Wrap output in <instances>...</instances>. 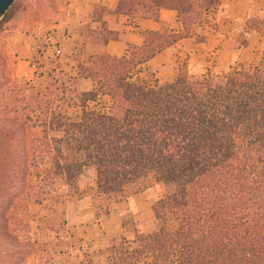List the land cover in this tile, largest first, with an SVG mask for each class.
<instances>
[{
  "label": "trees",
  "instance_id": "obj_1",
  "mask_svg": "<svg viewBox=\"0 0 264 264\" xmlns=\"http://www.w3.org/2000/svg\"><path fill=\"white\" fill-rule=\"evenodd\" d=\"M223 2L118 0V15L142 9L158 22L162 10H173L181 27L142 31L140 43L127 44L121 56H90L79 64L78 79L90 80L92 89L63 87V102L80 112L45 118L39 137L31 126L16 130L30 140L28 174L46 166L74 186L92 172L103 194H119L147 176L171 189L153 205L160 227L143 233L125 221L134 238L112 243L103 264H264V47L256 65L219 82L193 80L185 69L167 84L144 75ZM98 9L93 19L101 22L107 11ZM101 25L104 44L118 40ZM250 31L264 34V9L248 15L235 39L239 49L249 46Z\"/></svg>",
  "mask_w": 264,
  "mask_h": 264
},
{
  "label": "rangeland",
  "instance_id": "obj_2",
  "mask_svg": "<svg viewBox=\"0 0 264 264\" xmlns=\"http://www.w3.org/2000/svg\"><path fill=\"white\" fill-rule=\"evenodd\" d=\"M104 1L15 0L0 19V264H103L112 243L134 238L124 230L125 221L143 233L160 227L153 205L171 189L153 176L119 194H103L92 172L74 186L46 166L37 165L28 174L30 140L16 131L31 126L39 137L45 118L80 112L63 102V87L81 92L93 87L78 79V66L102 51L103 27L92 18ZM222 7L194 29L192 38L157 56L144 75L152 73L167 84L185 69L193 80L219 82L229 71L256 65L263 56L264 34L250 31L249 46L239 49L235 39L248 16H229ZM101 13L98 9L95 17ZM50 32L62 40L61 57L40 59L35 70L30 62L38 57L27 42Z\"/></svg>",
  "mask_w": 264,
  "mask_h": 264
},
{
  "label": "crops",
  "instance_id": "obj_3",
  "mask_svg": "<svg viewBox=\"0 0 264 264\" xmlns=\"http://www.w3.org/2000/svg\"><path fill=\"white\" fill-rule=\"evenodd\" d=\"M117 2L118 0H110L109 2L104 1L100 4L107 12L102 16V20L99 23H105L109 30L116 32L118 34V40L110 41L108 44L102 42V51L97 54L106 53L111 56H121L125 52L127 44L140 43L141 38L139 37L141 31H162L165 28L178 31L181 27L177 20V14L173 10H162L160 13V20L156 22L146 19L142 9L138 10L132 17L116 14ZM223 3L222 8L224 12L229 16L237 18L250 14H258L264 9V0H224ZM92 21H94L93 18Z\"/></svg>",
  "mask_w": 264,
  "mask_h": 264
},
{
  "label": "built area",
  "instance_id": "obj_4",
  "mask_svg": "<svg viewBox=\"0 0 264 264\" xmlns=\"http://www.w3.org/2000/svg\"><path fill=\"white\" fill-rule=\"evenodd\" d=\"M27 44L28 50L32 51L33 54L38 57V59H34V61L30 62V64H32L31 68H34L35 70H37L36 67L40 64V59L57 60L61 57L62 40L56 32L46 33L37 41L29 39Z\"/></svg>",
  "mask_w": 264,
  "mask_h": 264
},
{
  "label": "water",
  "instance_id": "obj_5",
  "mask_svg": "<svg viewBox=\"0 0 264 264\" xmlns=\"http://www.w3.org/2000/svg\"><path fill=\"white\" fill-rule=\"evenodd\" d=\"M15 0H0V19L8 11V9L13 5Z\"/></svg>",
  "mask_w": 264,
  "mask_h": 264
}]
</instances>
